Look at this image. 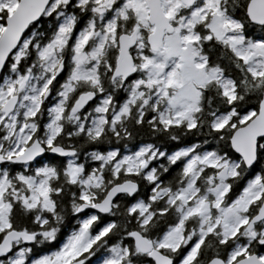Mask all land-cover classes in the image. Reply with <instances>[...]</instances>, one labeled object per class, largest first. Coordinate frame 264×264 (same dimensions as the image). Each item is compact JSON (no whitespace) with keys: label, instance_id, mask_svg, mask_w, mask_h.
<instances>
[{"label":"snow or ice","instance_id":"6c2138e0","mask_svg":"<svg viewBox=\"0 0 264 264\" xmlns=\"http://www.w3.org/2000/svg\"><path fill=\"white\" fill-rule=\"evenodd\" d=\"M0 264H264V0H0Z\"/></svg>","mask_w":264,"mask_h":264}]
</instances>
